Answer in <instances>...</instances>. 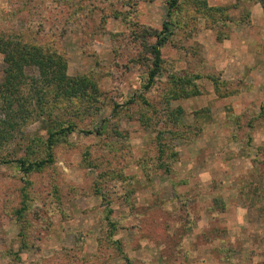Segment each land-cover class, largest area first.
Instances as JSON below:
<instances>
[{
  "label": "rangeland",
  "instance_id": "1",
  "mask_svg": "<svg viewBox=\"0 0 264 264\" xmlns=\"http://www.w3.org/2000/svg\"><path fill=\"white\" fill-rule=\"evenodd\" d=\"M168 1L0 0V39L80 88H2L0 264H264V0Z\"/></svg>",
  "mask_w": 264,
  "mask_h": 264
},
{
  "label": "trees",
  "instance_id": "2",
  "mask_svg": "<svg viewBox=\"0 0 264 264\" xmlns=\"http://www.w3.org/2000/svg\"><path fill=\"white\" fill-rule=\"evenodd\" d=\"M177 5L178 2L177 0H169L168 1V16L171 17L172 12L174 10H177ZM163 27V31L161 32L160 35H164V37L162 39L160 38V35H157V42L154 45H150L149 47H147L148 53H149V60L151 61V65L149 67V71L146 75V84L143 86V89L148 90L154 83V80L156 78L157 75H159V73L163 70L164 67V61L161 58V51H160V47L162 46V44L165 41V37L168 35H172V28H173V24L171 22H164L162 24ZM0 54L3 55V64H4V73L6 75V80H5V84L1 83L0 84V99L1 102H3L2 104V110H3V115L4 117L7 116V114H9V116H14L16 113L21 111V107L22 105H19V107L17 108V110L14 112L12 107L14 108V103L18 102L16 98L12 97V96H6L4 94V92H2V88H5L8 90V87H12L14 85V83L16 82H21L20 80H23V68L24 67H35L37 68L41 79L43 80L46 77H49L50 80H52L54 83H57L58 85H60L63 81V87L66 88V93H70L72 94H77L78 89L77 87H69L70 85H76L77 83H69L66 79H65V74H63L64 72V67H62L61 69H58L56 71V75L55 76H50L48 74V69L49 67H47L48 65L45 64L47 57L44 55L40 54V49L36 50L35 48H32L31 45H29L28 43H23L20 42V46H18L17 44L13 43L12 41L9 40H5V39H0ZM52 58V57H51ZM50 58V59H51ZM26 65V66H25ZM171 77L169 78L170 82L172 85H184L185 83L188 82L189 80V84L191 85L192 81L195 80L196 78H198V74H192L190 76H185V77H175L174 73L170 74ZM49 79H45L47 81H50ZM37 81L35 80L36 83ZM81 82V81H80ZM61 84V85H62ZM56 85V84H54ZM83 85V87H87L86 84H81ZM175 85V86H176ZM79 87V86H78ZM78 89V90H77ZM14 91V86L12 87V90L9 93H12ZM261 112L263 115H260L259 117L257 116V118H260V120L264 121V105L261 106ZM10 110H12V113H9ZM0 124H1V120H0ZM60 133H65V130L60 129L58 132L56 133H51L49 132V146H48V151L46 154L45 159L42 160H38L32 163H26L24 160H15L13 162L16 163L17 168L23 172V174H28L32 171H36L39 170L43 167H45L46 165H49L52 162V155H51V145H52V139L60 134ZM2 163H12V161H6V162H2Z\"/></svg>",
  "mask_w": 264,
  "mask_h": 264
}]
</instances>
